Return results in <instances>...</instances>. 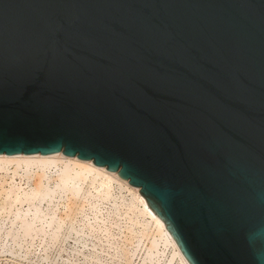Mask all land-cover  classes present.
I'll list each match as a JSON object with an SVG mask.
<instances>
[{"label":"water","instance_id":"obj_1","mask_svg":"<svg viewBox=\"0 0 264 264\" xmlns=\"http://www.w3.org/2000/svg\"><path fill=\"white\" fill-rule=\"evenodd\" d=\"M59 153L189 264H264V0H0V155Z\"/></svg>","mask_w":264,"mask_h":264},{"label":"bare ground","instance_id":"obj_2","mask_svg":"<svg viewBox=\"0 0 264 264\" xmlns=\"http://www.w3.org/2000/svg\"><path fill=\"white\" fill-rule=\"evenodd\" d=\"M139 193L91 161L0 155V255L32 264H189Z\"/></svg>","mask_w":264,"mask_h":264},{"label":"rangeland","instance_id":"obj_3","mask_svg":"<svg viewBox=\"0 0 264 264\" xmlns=\"http://www.w3.org/2000/svg\"><path fill=\"white\" fill-rule=\"evenodd\" d=\"M0 264H32V263L22 260H14L10 255L5 254V255H0Z\"/></svg>","mask_w":264,"mask_h":264}]
</instances>
